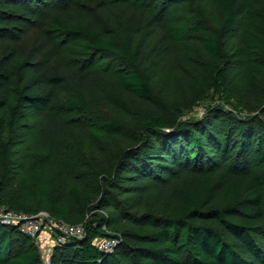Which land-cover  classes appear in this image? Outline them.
Here are the masks:
<instances>
[{"label": "trees", "instance_id": "obj_1", "mask_svg": "<svg viewBox=\"0 0 264 264\" xmlns=\"http://www.w3.org/2000/svg\"><path fill=\"white\" fill-rule=\"evenodd\" d=\"M33 1L39 2L0 0V206L17 213L21 208L9 203L4 192L10 189L6 183L8 169L17 166L14 162L21 158V153L10 147L11 139L26 116L44 118L55 90L66 83L71 86L66 112L82 115L92 99L104 111L117 114L118 110L117 97L106 98L109 80L85 81L84 73L75 80L76 74L71 75L58 60L45 67L24 69L19 88H12L20 41L36 25ZM188 1L162 0V12L166 5ZM215 5L221 13L214 20L217 32L208 34L203 48L214 60H221L253 4L247 0H211L210 6ZM128 6L132 9L124 8L120 15H106L109 29L67 26L58 16L51 19L55 33L79 36L83 38L77 44L81 49L127 67L117 75L113 87L119 94L143 102L146 110L136 113L138 126L129 133L122 131L119 113L111 121L89 124L88 133L96 141L118 136L131 137L135 143L116 159L115 173L100 180L99 199L89 209L103 215H95L84 224V239H68L55 246L50 264H264L263 190L247 174L251 166L264 164V122L233 117L218 106L208 107L201 120H183L181 111L147 83L136 65L148 53L151 42L169 60L173 58L171 44L204 34V29L191 21L163 20V13L153 21L149 12L142 15L134 4ZM214 74L217 85H226L223 72ZM223 90L227 93L228 87ZM220 116L222 120L217 123ZM58 132L44 128L42 137L32 144L43 155L26 158L24 166L31 175L49 177L53 185L46 205L49 216L73 225L82 214L69 189L76 176L70 164L50 153L53 143L47 144L49 135L54 139ZM18 169L22 170L19 165ZM82 206L84 210L89 207L88 203ZM123 223L144 227L130 232L120 225ZM113 224L120 225V233L103 231ZM97 238L116 240L113 252L98 250L93 245ZM132 240L140 245L132 247ZM129 253L139 254L144 261L129 259ZM0 264H40V257L31 240L16 227L0 224Z\"/></svg>", "mask_w": 264, "mask_h": 264}, {"label": "rangeland", "instance_id": "obj_2", "mask_svg": "<svg viewBox=\"0 0 264 264\" xmlns=\"http://www.w3.org/2000/svg\"><path fill=\"white\" fill-rule=\"evenodd\" d=\"M38 1L32 2L33 18L36 20L34 30L20 41L18 58L14 64L15 77L12 88L15 90L19 88V80L24 69L45 67L58 60L61 67L71 75L76 74L73 76L75 80L83 73L82 79L85 81L98 83L97 81L101 79L109 80L107 88L110 91L106 93V98L109 101V98L112 100L116 96L118 100L115 106L118 110L117 114L104 111L103 106L92 99L94 102L84 114L75 115L66 112L65 103L71 91V86L66 83V86L63 85L55 90L49 111L44 118L34 119L29 115L26 116L20 123L15 137L11 139L10 147H15V151L21 153V158L14 162L17 166L8 169L6 183L10 184V189L4 192L9 196V203L17 204L21 208V213L32 215L31 211H38L49 214L46 205L48 192L53 186L49 177L31 175L24 166L26 158L43 155L42 151L37 152L34 148L36 144L33 146L32 144L42 137L40 134L44 128H47L59 131L56 136L54 135L55 140L49 135L47 144L53 143L54 146V149L49 150L50 153L52 155L56 153L65 163L70 164L76 176L73 177L69 189L82 214L72 222L73 225H84L95 215H103L101 211L89 209L90 206L96 205L99 199L100 180L103 176L109 177L115 173L116 159L129 149L135 140L131 137L114 136L96 141L88 133L89 124L111 121L119 113L117 118L122 131L129 133L138 126L136 113L146 110L143 102L119 94L113 87L117 75L126 71L127 67L112 58L92 55L81 49L77 44L83 38L79 36L55 33L51 27V19L54 16L60 17L67 26L98 25L103 29H109L105 20L106 15L108 13L120 15L124 8L132 9L129 8V4H134L139 14L145 15L149 12L153 21H157V14L161 16L163 13V20H185L197 23L205 33L171 44L170 51L173 58L167 60L160 48H156V44L151 42L148 53L143 55L136 68L142 72L149 85H153L156 90L163 93L169 99V104L181 111L183 120H201L208 107L218 106L223 112L231 113L233 117H251L264 122V114H262L264 111L262 110L264 109L263 0H247L253 6L248 7L244 13L236 36L230 41V46L223 51L221 60H214L203 48L204 40L210 38L208 34L216 35L214 20L221 17L218 6H210L211 0H189L183 4L166 5L164 12H162V0ZM217 70L225 74L226 85L216 84L214 73ZM224 87H228L227 93H222ZM259 108L261 110H258ZM221 120V116L216 118L217 123ZM18 165L22 170L18 169ZM247 174L261 184L264 208V164L251 166ZM1 186L4 189L6 187L5 184ZM87 203L89 207L84 210L82 204ZM0 208L7 209L6 206ZM120 225L136 233L142 229L141 226L144 227L143 224ZM120 225L113 224L109 229L103 227V231L118 234ZM49 236L44 240L47 244L43 248L35 246L31 241L38 253L40 252V264H44L47 260L51 261L54 252L55 235ZM129 243L132 247L140 245L136 240ZM128 258L144 261V258L135 253H129ZM54 264L61 263L54 262Z\"/></svg>", "mask_w": 264, "mask_h": 264}, {"label": "built area", "instance_id": "obj_3", "mask_svg": "<svg viewBox=\"0 0 264 264\" xmlns=\"http://www.w3.org/2000/svg\"><path fill=\"white\" fill-rule=\"evenodd\" d=\"M0 224L16 227L22 235L29 238L39 248H43L47 244L44 240L49 238L50 234L55 235L53 246L60 245L68 239L81 240L85 238L84 225H71L55 221L49 214L43 212L27 215L0 208ZM93 245L104 253H112L117 242L113 238H97ZM44 264H50V261L47 260Z\"/></svg>", "mask_w": 264, "mask_h": 264}]
</instances>
